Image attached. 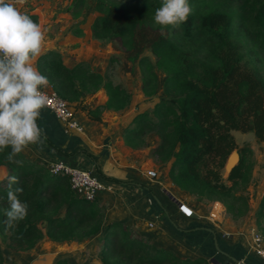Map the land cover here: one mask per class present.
Segmentation results:
<instances>
[{
    "label": "trees",
    "instance_id": "obj_1",
    "mask_svg": "<svg viewBox=\"0 0 264 264\" xmlns=\"http://www.w3.org/2000/svg\"><path fill=\"white\" fill-rule=\"evenodd\" d=\"M162 2L73 0L69 12L80 26L97 15L91 26L93 37L119 43L139 68L144 95L155 93L157 71L165 74L163 98L151 110L134 116L124 131L126 144L149 146L146 137L155 134L159 141L149 155L158 164L170 163L168 177L174 185L197 201L222 204L232 218L243 217L249 209L246 190L255 162L248 145L238 148L232 130L251 131L264 141V0H188L193 11L187 21L163 30L154 22ZM28 16L37 21L36 16ZM73 35L82 37L84 31L76 27ZM146 49L150 55L143 54ZM37 67L72 106L103 89L104 104L88 109L93 119H100L102 109L121 111L130 102L126 88L92 70L86 61L69 68L59 52L49 51L40 56ZM236 148L239 162L224 178L225 161ZM10 151L0 152V166L7 171L0 180V236L9 250H31L44 237L57 242L81 240L104 228L102 264H207L203 256L182 259L157 248L122 224L103 227V208L76 196L67 177L49 173L22 153L16 159L23 164L17 166L6 159ZM11 176L18 181L12 189H24L18 196L29 208L25 219L6 230L7 177ZM261 219L264 194L256 210L264 240ZM40 222L46 223L45 231ZM55 264L70 263L58 259Z\"/></svg>",
    "mask_w": 264,
    "mask_h": 264
},
{
    "label": "crops",
    "instance_id": "obj_2",
    "mask_svg": "<svg viewBox=\"0 0 264 264\" xmlns=\"http://www.w3.org/2000/svg\"><path fill=\"white\" fill-rule=\"evenodd\" d=\"M37 6L38 2L32 10L26 6L19 10L36 16V22L44 30L46 20L42 14L45 9ZM76 40L71 35L61 43L45 39L43 54L57 51L61 54L64 65L73 67L76 63L87 60L85 56H75L74 60L68 58L67 51L77 55V50H85L82 44L77 48L67 44ZM45 90L53 89L49 84ZM84 104L85 100L73 103L72 106L79 129L68 127L65 121L44 108L38 120L43 131L42 143L30 144L21 152L22 155L30 162L47 169L51 162L64 160L110 182L112 190L102 191L94 201L103 208V227L108 223L122 224L136 236L144 237L155 247L170 250L182 259L203 256L212 260L220 254L219 256L225 257L223 264L229 257L243 261V264H264V260L251 249L254 235L259 233L256 225H245L242 220L241 228L228 230L221 224L223 213L220 212V205L216 204L213 210L207 209L202 201L195 200L174 185L166 174L161 175L158 171L160 164L149 159V146L132 148L126 144L124 131L136 113L102 109L100 119L96 120L89 116L88 109L104 103L98 102L93 106ZM150 170L155 172L154 176L148 175ZM6 174V168L0 166V180ZM256 210L257 208H253L251 211L250 208L244 219L254 222ZM103 229L89 239L99 244L101 237L103 244ZM226 232L231 234L230 237L225 238ZM215 237L218 247L227 255L214 251ZM42 240L53 241L47 237ZM69 241L72 240L58 242ZM229 262L237 263L232 260Z\"/></svg>",
    "mask_w": 264,
    "mask_h": 264
},
{
    "label": "rangeland",
    "instance_id": "obj_3",
    "mask_svg": "<svg viewBox=\"0 0 264 264\" xmlns=\"http://www.w3.org/2000/svg\"><path fill=\"white\" fill-rule=\"evenodd\" d=\"M28 1V5L26 3L23 7L26 6L29 10H32L38 2L37 7L45 9L42 15L46 20L43 30L45 32L46 40L50 39L52 42L56 41L55 43H61L65 42V39L68 38V36H74L73 31L76 27H80L84 31L82 37L74 36L77 40L75 42H68L67 44L72 48H77L82 44L84 45L85 50H77V55L73 54L75 52L70 53L67 51V56L68 58H73V60L75 56L81 58L84 56L87 57L86 62L89 63L92 70L105 75L106 78L111 79L113 82L118 83L127 89L130 93V102L125 109L119 111L120 113L138 114L151 110L154 104L163 98V82L165 79V74L163 72L157 71L158 86L155 93L151 96H146L141 90V75L137 64L128 60L127 53L119 47V43L116 40L100 41L93 37L91 26L94 19L97 17L96 14L91 15L86 23L80 26L79 21L74 20L69 12L73 0ZM143 54L150 55V52L146 49L143 50ZM151 58L153 59L152 55ZM84 100L85 106H93L98 102L104 103L106 101V95L104 90L100 89L95 93L84 97L83 101ZM232 134L237 142L238 148L248 145L253 151L255 163L252 169L251 182L246 190L249 209L251 208V211H253V208H258L257 204L259 205V199H261L264 194V141H258L251 131L241 132L238 130H232ZM146 139L150 146L148 147L150 154L151 147H155L158 144L159 139L153 133H148ZM238 148L234 150L238 151ZM150 158H152L151 155H149V159ZM169 165L170 163L168 162L158 166V171L161 175L166 174L168 176ZM223 176L224 178L226 177L225 171L223 172ZM202 203H204L207 209L209 208L210 210H213L217 204L214 201H202ZM221 206L222 207L220 208H222V210L220 212L223 213V222H221V224L223 223V226L228 230L233 231L234 229L241 228L243 225L242 220L246 223L245 225H256L258 229L256 212L254 213V222L250 220L246 221L244 219L246 215L239 218H232L231 215L226 212L222 204ZM260 221L263 222L264 220L261 219ZM217 222H220V220ZM39 227L42 231H45L46 223L40 222ZM230 235L231 234L226 232L225 238L230 237ZM89 238L90 237L81 240L58 243L49 240H41L31 250L15 252L9 250L5 246V242L0 236V247L4 256L3 264H55L58 259H66L70 264H102L99 261V252L103 245L101 243V237L99 244ZM213 249L218 253L215 244L213 245ZM219 255L217 257L215 256L213 259H216V261L223 264V259L225 257L223 258ZM207 264L216 263L207 259Z\"/></svg>",
    "mask_w": 264,
    "mask_h": 264
},
{
    "label": "clouds",
    "instance_id": "obj_4",
    "mask_svg": "<svg viewBox=\"0 0 264 264\" xmlns=\"http://www.w3.org/2000/svg\"><path fill=\"white\" fill-rule=\"evenodd\" d=\"M192 11L188 0H163L155 11L154 22L162 30L170 26L177 28L187 21ZM44 41L45 32L40 24L22 13L14 0H0V152L10 148L6 159L17 166L23 164L16 159L17 155L30 144L42 143L43 139L38 120L49 104L43 91L49 79L37 63L43 54ZM7 179L6 230L25 219L29 208L18 196L24 189H12L18 183L17 177Z\"/></svg>",
    "mask_w": 264,
    "mask_h": 264
},
{
    "label": "built area",
    "instance_id": "obj_5",
    "mask_svg": "<svg viewBox=\"0 0 264 264\" xmlns=\"http://www.w3.org/2000/svg\"><path fill=\"white\" fill-rule=\"evenodd\" d=\"M27 1L22 0V2H16L14 0V3L20 9ZM43 91H45L49 98V104L45 108L51 111L58 119L65 121L68 127L79 129V123L72 105L60 97L54 90L43 89ZM47 170L53 175L67 177L70 188L75 195L89 202H94L102 191L112 190V184L110 182L96 176L87 169L71 165L64 160L51 162ZM148 175L154 176L155 172L150 170L148 171ZM251 249L254 251V254L264 260V240L259 233L254 235ZM237 264H243V261H239Z\"/></svg>",
    "mask_w": 264,
    "mask_h": 264
},
{
    "label": "water",
    "instance_id": "obj_6",
    "mask_svg": "<svg viewBox=\"0 0 264 264\" xmlns=\"http://www.w3.org/2000/svg\"><path fill=\"white\" fill-rule=\"evenodd\" d=\"M240 156L237 150H233L227 157L225 164H224V171H225V176L227 177L229 175V173L232 171V169L236 166V164L239 162ZM214 244L215 247L217 249L218 252H220L221 254H225L223 251L220 250V248L218 247V243H217V239L216 237L214 238ZM227 255V254H225ZM229 257V256H228ZM229 260H232L234 262H239L238 260L229 257ZM229 260L225 261V264H229ZM213 262H215L216 264H222L218 261H216L215 259H212Z\"/></svg>",
    "mask_w": 264,
    "mask_h": 264
}]
</instances>
